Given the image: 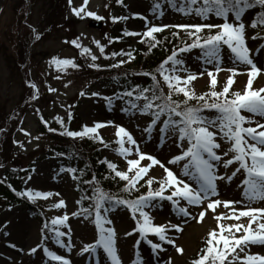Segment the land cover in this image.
<instances>
[{
  "label": "snow or ice",
  "instance_id": "snow-or-ice-1",
  "mask_svg": "<svg viewBox=\"0 0 264 264\" xmlns=\"http://www.w3.org/2000/svg\"><path fill=\"white\" fill-rule=\"evenodd\" d=\"M89 0H83L80 7H73L72 12L80 18L93 17L96 20L104 18L96 13L86 11ZM71 6L72 0H68ZM122 3V0H117ZM184 15L195 14L202 23L193 24H154L148 17L139 13L134 14L145 21L144 30L123 32L124 36L139 37L141 43L148 45V50L157 48L161 41L157 39L158 33L165 29L173 28L177 31L173 35L179 36L185 33L191 39L178 50H171L170 54L160 62L154 71H145L144 77L151 80L150 87L135 85L123 90L113 92L111 96L103 95L99 91L91 92L92 97H99L107 102L109 106L114 100L123 101L129 107L122 108V111H133L142 117H148L147 126L142 129L143 133L151 134L153 131L158 133L161 141H171L178 149L176 154L171 155L166 161H162L157 156L142 150L141 143L134 137L133 133L126 127L114 124L112 121L96 122L93 126L84 125L82 130H70L63 118L55 117L60 129L48 127L49 132L58 133L72 139L85 137L98 140L105 148L109 144L99 134V129L114 126L115 143L118 148L117 154L126 161V169L120 170L118 165L107 160L100 161L106 164L113 174L112 178H118L123 182V191L131 194L139 192L141 187L147 188L143 193L134 199H125L115 193L106 191L100 184L96 175L82 183L91 186V195H82L77 204H82L84 200H90L89 207H82L79 212L73 211L72 217L83 216L85 220L91 219L96 230L95 239L84 244L78 255L85 253H96L102 249L110 260V264H122L117 248V233L113 221L109 218V213L117 208L126 209L131 219L135 222L131 231L125 232V236H132L138 233L141 239L150 245L152 251H164L160 242L172 245L178 254H183L184 249L175 244V241L168 237L170 229L180 232L183 229L179 224H154L153 217L148 209L156 206L159 201H169L184 217L192 216L189 207L200 209L197 219L198 223L204 221L206 213L211 211L217 221L216 228L209 230L204 241L203 248L200 249L196 258L191 264H264V254L251 253L252 245L264 246V207H252L256 201H264V87L254 88L253 83L258 76L264 75V67H258L251 57L252 49L249 48L247 40H257L259 34L248 37L247 29H264V11L257 13L251 19L250 24L246 25L244 17L249 10L264 9V0H154L152 5L153 15L157 18L163 17L164 6ZM211 17L222 20L221 23L207 22ZM128 17H112L113 23L118 20H127ZM35 31V30H34ZM207 33V34H205ZM37 40L40 36L35 37ZM121 37L113 38L109 41L120 40ZM77 48H81L79 38L65 41ZM99 48L101 56L105 59H113L115 62L106 66L108 68H120L125 64L131 63L135 56L133 51L112 52L105 54V46L95 42ZM230 51L233 63H240L247 68L248 79L243 91L233 90L236 77L239 71L235 67L223 69L221 67V52L224 47ZM194 49L200 50L198 59H203L205 64H213L214 69L206 72L210 78V92L197 95L189 85L198 78L205 75L204 71L192 72L186 67V61L181 56L182 53H191ZM259 51V49L257 50ZM89 48H83V53H89ZM117 57H127V59ZM98 56L92 54L93 62L98 60ZM58 68L67 69L69 67L78 69L81 66L73 59L53 58ZM89 68L101 70L102 67L97 63L88 64ZM226 70L231 75L227 78L222 90L217 91L218 74ZM184 72L186 75L181 76ZM215 72V74H214ZM125 77L128 75L124 74ZM141 75V73H137ZM59 78V77H57ZM115 79V78H114ZM29 87L35 89L31 95V100L39 99L37 85L28 82ZM67 87V85H65ZM165 87L167 91H165ZM49 92H55V88H48ZM81 96L85 93L81 92ZM183 96V100L175 97ZM197 101L193 105L192 101ZM71 107V106H69ZM39 113L40 110L36 109ZM260 118V119H257ZM72 118V113H68V119ZM42 123L48 126V120L40 116ZM21 131L26 136L31 134L23 128ZM39 139V137H36ZM143 139V137H142ZM224 144L229 147L224 150ZM23 145H21L22 147ZM57 155H63L58 153ZM142 161L144 163H142ZM227 169L229 166L236 165L230 175H221L218 171L219 166ZM3 165H0L2 167ZM163 171V176L157 178L150 176V171L155 167ZM72 174L74 180L80 179L76 175V168L61 169ZM82 172V170H81ZM242 174L243 178L238 185L242 188L244 200L221 201L219 197L218 182L227 180L232 182L233 178ZM147 177V179H145ZM31 176L27 180H31ZM108 177H105L107 179ZM143 181V183H141ZM3 183V181H0ZM27 183V181H25ZM156 184L157 187L153 188ZM11 187V185H9ZM15 191V189H13ZM17 196L26 197L30 201L38 198L47 200L49 197L60 193L50 191H34L28 188L24 191H17ZM230 210V215L217 213L220 206ZM243 205L242 208L235 207ZM56 209H65L67 204L63 198L52 205ZM228 220L231 223L225 224ZM246 220V223L244 222ZM255 225V227H254ZM61 228L66 230L62 231ZM71 226L69 224V214L64 212L46 221L41 229L42 238L40 243L31 247L29 254L37 253V250L49 239H53L61 248H67L71 252L74 245L70 241ZM47 232L53 235L50 237ZM5 235H8L6 232ZM239 234V235H238ZM152 235L158 238L159 242L148 239ZM68 236L66 243L62 237ZM141 240H136L134 247L140 245ZM17 248L15 243L9 245ZM23 251V249H19ZM42 251L52 261L58 264H73V261L57 252L43 246ZM133 264H141L139 260H134ZM167 264H172L169 258Z\"/></svg>",
  "mask_w": 264,
  "mask_h": 264
},
{
  "label": "rangeland",
  "instance_id": "rangeland-1",
  "mask_svg": "<svg viewBox=\"0 0 264 264\" xmlns=\"http://www.w3.org/2000/svg\"><path fill=\"white\" fill-rule=\"evenodd\" d=\"M164 4V0H160ZM152 0H124L117 3V0H89L86 11L96 13L103 17V20H96L93 17H77L73 12V7H80L83 0H72L71 6L68 0L51 2L50 0H0V127L2 131L11 128L13 136L10 134V141L7 148L2 143L4 137L0 132V152L6 151L7 155L0 157V177H9L12 174L18 178L20 191L28 188L34 191H50L60 193L59 196L53 195L47 200L38 198L36 203L41 207V215L33 216L29 214L25 206L5 207L0 206V264H58L50 260L42 251L43 246L50 250L62 254L73 261V264H110V260L102 249L96 253H85L78 255L80 248L92 242L96 237V230L91 219L85 220L83 216L72 217L73 211H80L79 204L76 203L80 196L76 190V180L67 171H61L59 160L50 155L51 147L60 140L53 138V132L47 130L48 127L60 125L55 117L63 118L66 126L73 131L82 130L84 125L93 126L96 122L112 121L131 131L134 137L141 143L142 150L157 156L162 161H166L171 155L176 154L178 149L171 141H161L158 133L153 131L151 134L143 133L142 129L147 126L148 117H142L133 111H122V108L129 107L123 101L114 100L109 106L106 101L99 97H92L91 92L99 91L103 95L111 96L115 92L116 85L110 83L107 78H94L81 72V67L73 69L58 68L52 63L53 58L73 59L77 64L81 61L85 63L112 64L113 59H105L101 56L96 41L105 46V54L110 56L109 41L115 36L112 34L113 28L122 27L129 31L144 30L145 21L134 14L139 13L148 17L154 24H193L202 23L195 14L184 15L168 6H164L163 17L157 18L153 15ZM124 13V14H122ZM128 17L127 20H118L113 23L112 17ZM253 18L252 12H247L244 17L246 25L250 24ZM211 23H221L222 20L211 17ZM173 28L165 29L168 32ZM35 30V31H34ZM207 34V33H205ZM259 34V39H248L247 43L252 49L250 55L258 67H264V29H247L248 37ZM39 35L40 39L35 37ZM79 38L81 48H77L70 41ZM131 45L140 40L139 37L127 36ZM28 44V45H27ZM89 48V53H83V48ZM259 49V51H257ZM25 50V51H24ZM99 58L93 62L91 55ZM181 56L186 61V67L192 72L204 71L205 75L198 76L189 87L194 89L197 95L210 92V78L206 72L213 70V64H205L203 59H198L200 50L194 49L191 53H182ZM23 57V58H22ZM221 67L227 69L235 67L239 71L233 90L243 91L246 87L247 68L240 63H233L230 51L224 47L221 52ZM127 59V57H117L116 59ZM22 59L23 62H20ZM132 63V62H131ZM131 63L123 66L130 65ZM82 65V64H81ZM122 66V67H123ZM215 74V72H214ZM181 76L186 73L181 72ZM231 75L226 70H222L218 76L217 91L222 90L227 78ZM31 83L37 85L39 99L31 100V93L26 94L23 83L27 84V78ZM59 77V78H57ZM29 85V84H28ZM67 85V87H65ZM254 88L264 87V75L258 76L253 83ZM55 88V92H49L48 88ZM165 91L167 88L165 87ZM85 95L81 96L80 93ZM71 106V107H69ZM36 109L40 112L37 113ZM72 113V118L68 119V113ZM48 120V126H44L45 132L40 130V116ZM257 119H260L257 117ZM24 129L30 136H26L21 129ZM99 134L109 144L107 148H101L106 158L114 160L119 165L120 170L126 169V161L115 151L118 145L115 143V127L108 126L99 129ZM39 137V139H36ZM143 137V139H142ZM72 139V138H70ZM79 138L74 139L77 141ZM7 143V142H6ZM72 145L75 144L71 142ZM21 145H23L21 147ZM2 147L4 149H2ZM228 144H224L226 150ZM142 163H144L142 161ZM236 165L225 169L222 165L218 171L221 175H230ZM19 174L20 176L19 178ZM31 176V180L27 177ZM150 176L160 178L163 171L158 166L150 171ZM242 174L233 178L232 182L222 180L218 182L219 199L244 200L242 188H239ZM147 179V177L145 178ZM27 181V183H25ZM143 183V181H141ZM156 185V184H154ZM146 187V186H145ZM141 187L140 190L145 189ZM143 191V190H142ZM63 198L67 204L65 209H56L52 205ZM245 204L249 202L244 200ZM252 207H264V201H256ZM242 208L243 205H236ZM154 218V224H179L183 229L176 232L170 229L168 237L175 241V244L184 249V253L178 254L172 245L160 242L164 251L153 252L150 245L141 239L138 233L132 236H125L124 233L131 231L134 221L129 212L120 207L110 212L109 218L117 233L118 254L122 264H133L134 260H139L141 264H167L171 258L172 264H191L193 256L197 253L201 242L206 238L209 230L216 228L217 221L213 218L214 214L209 211L206 213L203 222L198 223L193 217L198 216L200 211L197 207H189L192 216L184 217L169 201H159L155 207L148 209ZM64 212L69 214V224L71 226L70 241L74 245L71 252L67 248H61L53 239H49L37 250L35 254H29L31 247L40 243L42 238L41 229L46 221ZM217 213L230 215V210L222 205L217 209ZM32 216V217H31ZM225 224L231 221H223ZM246 223V220L244 221ZM255 227V225H254ZM31 230L32 234H28ZM62 231L66 230L61 228ZM8 235H5L4 233ZM50 237L53 235L47 232ZM239 235V234H238ZM66 243L69 237L61 238ZM141 240L138 247H134L136 240ZM154 242H159L158 238L148 236ZM15 243L17 248L9 245ZM19 249H23L20 251ZM251 253L264 254V246L252 245L249 249ZM9 255V258L6 256Z\"/></svg>",
  "mask_w": 264,
  "mask_h": 264
},
{
  "label": "trees",
  "instance_id": "trees-1",
  "mask_svg": "<svg viewBox=\"0 0 264 264\" xmlns=\"http://www.w3.org/2000/svg\"><path fill=\"white\" fill-rule=\"evenodd\" d=\"M50 1L53 3L59 0ZM123 1L124 0H122V3ZM249 11H253L255 17L258 12L264 11V9L257 8ZM125 30L127 29H124L122 27L113 28L112 34H114V38L121 37V39L109 44V51L110 53L114 51L119 52L122 49L124 51H133L135 59L130 65L113 69L106 67L108 66V64H102L101 66L105 67H102L101 70H97L94 68H89L88 63H85L84 61H81L82 65L80 64L82 68L81 72L83 74H92L94 78H108L109 82H116L120 92L137 84L141 87H150L152 83L150 78L144 77L142 73L145 71H154L160 64V62L170 54L171 50H178L180 47L184 46V43L186 41L188 43L191 42V39L187 37L185 33L181 32L179 36H175L173 35V32L177 30H170L166 33L162 32L156 34L157 39L161 41V45L149 51L148 45L146 43H141L140 40L131 45L127 36L123 35V32ZM20 62H23L22 59L20 60ZM125 73L128 74L126 77L124 75ZM137 73H141V75H137ZM29 78L30 77H28L26 80L27 84L23 83V87L25 89L26 94L31 93L33 91V89L30 88L28 85V82H30ZM175 98L178 100H183L182 95L177 96ZM191 103L195 105L197 104V101L194 100ZM53 128L57 127L54 126ZM40 130L45 132V128L43 126L42 121L40 122ZM1 131L2 128L0 127V132ZM13 132L14 128L13 130L9 128L8 130H4L1 132V136L4 137V139H2V143L5 144L4 148L8 147L9 141L13 136ZM10 134L12 135L11 137ZM52 137L59 139L60 141L52 145V147L50 148V154L60 161L59 164L61 167H64L66 169L76 168L78 170L76 175L80 177V179H76V190L80 198L82 195H91V186L82 183V181L90 179L92 175H96L97 179L100 181L101 186L106 191L115 193L125 199H134L137 195L147 190V188L145 187V189H142L143 191L140 190L139 192H132L131 194L126 193L122 190L123 182L119 181L118 178L113 179V174L111 173V170L107 168L106 164L100 163V161L105 160L106 157L101 149L102 147H105L100 144L98 140H93L91 138L85 137L83 139L79 138V140L77 139V141H73L74 139H70L66 136H61L58 133L52 134ZM71 142H75V144L72 145ZM4 148L2 147V149ZM58 153H63V155H57ZM6 155V151L4 152V150H1L0 157H4L5 159ZM107 160L117 164V162L114 160L108 158ZM9 175V177H0V181H3V183H0L1 208L25 205L26 209L31 215L43 217V215H41V207L36 202L30 201L26 197H20L16 195V192L20 191V184L18 178L12 174ZM18 176L20 178V176L22 175L19 174ZM105 177L108 178L105 179ZM9 185H11V187H9ZM156 187L157 185H153V188ZM13 189H15V191H13ZM90 204V200H84L82 204H79V206L81 209L82 207H89ZM204 241L205 239L201 242L197 253L193 256L192 259L197 257L200 252V249L204 246Z\"/></svg>",
  "mask_w": 264,
  "mask_h": 264
},
{
  "label": "bare ground",
  "instance_id": "bare-ground-1",
  "mask_svg": "<svg viewBox=\"0 0 264 264\" xmlns=\"http://www.w3.org/2000/svg\"><path fill=\"white\" fill-rule=\"evenodd\" d=\"M28 234H32L31 230L28 231ZM7 258H9V255L6 256Z\"/></svg>",
  "mask_w": 264,
  "mask_h": 264
}]
</instances>
